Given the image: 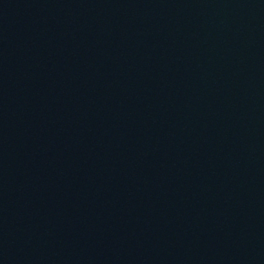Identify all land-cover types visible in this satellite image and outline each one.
Masks as SVG:
<instances>
[{"label":"water","instance_id":"obj_1","mask_svg":"<svg viewBox=\"0 0 264 264\" xmlns=\"http://www.w3.org/2000/svg\"><path fill=\"white\" fill-rule=\"evenodd\" d=\"M0 264H264V0H0Z\"/></svg>","mask_w":264,"mask_h":264}]
</instances>
